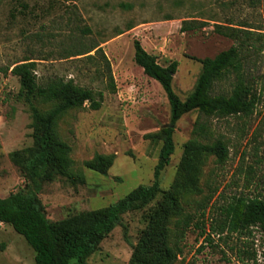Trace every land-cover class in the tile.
Wrapping results in <instances>:
<instances>
[{
  "label": "rangeland",
  "instance_id": "1",
  "mask_svg": "<svg viewBox=\"0 0 264 264\" xmlns=\"http://www.w3.org/2000/svg\"><path fill=\"white\" fill-rule=\"evenodd\" d=\"M185 20L206 25L181 33ZM229 22L248 24L258 34L262 52L248 81L257 93L263 87L260 101L248 118H206L196 112L183 116L174 126V153L161 173L160 189L177 199L178 210L167 222L169 246L176 251L172 264H252L244 256L240 262L235 250L245 240L249 251H256L257 264H264L261 228H252L248 238H214V244L207 245L194 226L202 209L206 216L209 211L215 215L233 196L264 199V0L253 4L250 0H0V198L33 191L24 164L36 149L37 131L31 107L20 94L19 79L10 72L16 63L34 61L40 84L55 78L72 80L103 94L98 110L89 109L86 102L57 121V139L67 148L63 170L73 175L50 172L36 192L44 217L57 222L104 209L138 186L152 184L170 108L161 86L135 65L133 40L161 66L178 63L172 89L184 100L193 91L200 60L233 45L213 31L214 24ZM92 48L100 51L69 57L76 50ZM102 55L109 63L115 93L107 90ZM234 81V75L224 76L214 83L212 93H230ZM32 105L41 112L51 108L40 101ZM196 120L211 135L195 134ZM217 141L228 149L223 164L214 153L190 159L184 155L187 144L211 146ZM96 156H113L106 174L85 166ZM161 202L160 195L147 208L123 215L86 264H129L149 213ZM185 217L191 218L189 228L176 250L177 224ZM0 264H34L25 240L1 223Z\"/></svg>",
  "mask_w": 264,
  "mask_h": 264
},
{
  "label": "trees",
  "instance_id": "2",
  "mask_svg": "<svg viewBox=\"0 0 264 264\" xmlns=\"http://www.w3.org/2000/svg\"><path fill=\"white\" fill-rule=\"evenodd\" d=\"M257 1L250 0V4ZM121 7L130 9L129 5ZM204 25L205 22L185 20L182 21L179 31L184 33ZM247 25L231 22L214 24V33L231 40L233 45L213 58L200 60L201 71L193 91L184 100L172 89L178 63L171 62L167 66H161L156 57L145 51L137 39L133 40L135 65L146 77L161 86L170 108V126L161 129L162 144L153 171L152 184L138 186L124 198L104 209L81 213L57 222H50L44 217L36 197L40 181L49 178L50 172L69 177L73 175L63 170L68 163L65 157L67 148L57 139V121L68 110L82 107L86 102L89 109L98 110L103 94L79 87L72 80L55 78L40 84L35 74L36 63L30 59L16 63L11 68V74L19 79L20 94L31 107L37 135L36 149L24 164L33 191L26 193L19 190L0 198V223L10 226L25 240L34 253V264H86L100 242L120 225L123 215L147 208L160 195L163 202L149 213L129 264H172L176 251L169 246L167 222L170 214L177 212L178 206L175 196L161 191L160 177L174 153V126L183 116L193 112L206 118H248L254 113L263 87L260 88V93H257L248 78H251V71L255 70L262 46L258 43V34L251 31ZM131 29L129 27L127 31ZM95 49L76 50L69 57L84 56ZM99 51L100 49H96L95 52ZM102 57L107 65V90L115 93L116 85L109 63L103 55ZM228 75L235 76L230 93L214 95V83ZM33 101L51 104V108L47 112H41L33 107ZM193 132L203 136L211 135L209 129L198 120L195 121ZM205 153H214L220 164L228 159V149L222 141H217L211 146L187 144L184 148L187 159L195 154ZM113 159V156H96L85 166L97 173L106 174ZM190 220V217H185L177 224L178 231L174 236L176 250L185 230L189 228ZM206 223L209 224L207 228ZM194 226L207 245H213L214 238L218 241L230 236L248 238L254 227L264 231V199L233 196L215 215H211L209 211L206 216L205 209H202ZM241 243L242 247L235 248L239 261L243 262V257L240 256H244L247 261L257 264L256 251L253 248L249 251V247L245 246L246 240Z\"/></svg>",
  "mask_w": 264,
  "mask_h": 264
},
{
  "label": "water",
  "instance_id": "3",
  "mask_svg": "<svg viewBox=\"0 0 264 264\" xmlns=\"http://www.w3.org/2000/svg\"><path fill=\"white\" fill-rule=\"evenodd\" d=\"M170 125H167L166 127H169Z\"/></svg>",
  "mask_w": 264,
  "mask_h": 264
}]
</instances>
